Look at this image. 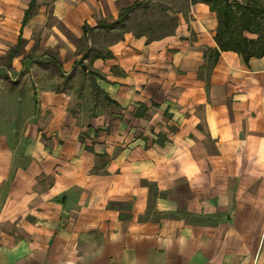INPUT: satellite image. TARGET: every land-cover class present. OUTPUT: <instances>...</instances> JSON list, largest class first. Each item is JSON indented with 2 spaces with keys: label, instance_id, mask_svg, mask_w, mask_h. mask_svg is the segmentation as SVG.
I'll return each instance as SVG.
<instances>
[{
  "label": "crops",
  "instance_id": "obj_1",
  "mask_svg": "<svg viewBox=\"0 0 264 264\" xmlns=\"http://www.w3.org/2000/svg\"><path fill=\"white\" fill-rule=\"evenodd\" d=\"M134 1L0 0V264H264V52L209 72L203 0L117 36Z\"/></svg>",
  "mask_w": 264,
  "mask_h": 264
},
{
  "label": "trees",
  "instance_id": "obj_2",
  "mask_svg": "<svg viewBox=\"0 0 264 264\" xmlns=\"http://www.w3.org/2000/svg\"><path fill=\"white\" fill-rule=\"evenodd\" d=\"M194 1L197 0H192V2ZM262 1L264 0H245L244 2L240 0H203L216 13L218 20L214 36L217 47L208 49L205 53L210 63L209 72L221 51L235 50L243 53L246 57L263 54V39H250L245 35V32L261 34L264 27V3ZM34 3L35 0H32L31 6L26 10L23 24L31 13ZM140 8V14L133 13ZM169 9L170 7L161 1L152 4V0H136L131 5L122 8L118 18L114 22L108 23L106 27L111 29L118 26L117 36L122 35L125 31L133 30L137 35H147L148 39H154L171 32L177 24V18L168 14ZM85 30L89 31L90 29L86 26ZM116 38L115 34L113 39ZM21 43L20 35L16 48L11 49L5 56L8 64L11 63L17 47ZM99 56H102L100 52L95 55L96 58Z\"/></svg>",
  "mask_w": 264,
  "mask_h": 264
},
{
  "label": "rangeland",
  "instance_id": "obj_3",
  "mask_svg": "<svg viewBox=\"0 0 264 264\" xmlns=\"http://www.w3.org/2000/svg\"><path fill=\"white\" fill-rule=\"evenodd\" d=\"M158 1H160V0H152V4H155L156 2H158ZM164 1H169V2H173V0H164ZM245 0H243V2H244ZM263 3H264V1H262ZM134 14L136 13V14H140L141 13V8L140 9H138V10H136V12H133ZM132 16H133V14H132ZM129 21H131V20H129ZM264 23V22H263ZM170 25V24H169ZM261 35L264 37V27H263V30L261 31ZM5 56L4 57H1L0 58V64H2V63H4L5 62ZM7 77V76H6ZM5 77V74H1L0 73V78H6ZM5 82L4 81H2V82H0V93H1V90L3 89V88H5Z\"/></svg>",
  "mask_w": 264,
  "mask_h": 264
},
{
  "label": "water",
  "instance_id": "obj_4",
  "mask_svg": "<svg viewBox=\"0 0 264 264\" xmlns=\"http://www.w3.org/2000/svg\"><path fill=\"white\" fill-rule=\"evenodd\" d=\"M227 1H229V0H227ZM83 69H85V66H83Z\"/></svg>",
  "mask_w": 264,
  "mask_h": 264
}]
</instances>
